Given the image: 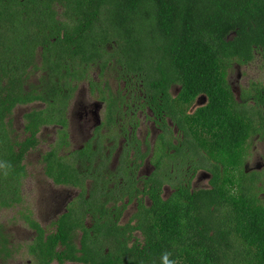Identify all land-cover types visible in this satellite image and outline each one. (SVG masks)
<instances>
[{
  "label": "flooded vegetation",
  "instance_id": "1",
  "mask_svg": "<svg viewBox=\"0 0 264 264\" xmlns=\"http://www.w3.org/2000/svg\"><path fill=\"white\" fill-rule=\"evenodd\" d=\"M23 57L16 77L23 99L0 120V135L10 147L0 142L1 157L19 159L25 171L22 201L0 208V264L138 262L146 246L147 227L141 224L155 203L189 205L190 199L194 223L195 205L204 197L196 193L211 191L225 176L231 192L256 198L264 211V69L256 51L248 62L231 61L220 84L221 113L249 124L247 138L234 143L236 157L226 151L228 165L200 145H211L214 137L210 122L217 115L210 97L184 94L180 74L156 83L155 74L134 72L126 58L119 63L108 56L88 66L80 57L81 66L68 75L53 73V60L43 58L41 46L31 61ZM50 80L60 81L66 107L43 101L51 95ZM37 112L43 115L37 118ZM52 118L63 124L37 123ZM31 170L35 190L28 195L34 204L23 190ZM5 212L13 215L7 220Z\"/></svg>",
  "mask_w": 264,
  "mask_h": 264
},
{
  "label": "trees",
  "instance_id": "2",
  "mask_svg": "<svg viewBox=\"0 0 264 264\" xmlns=\"http://www.w3.org/2000/svg\"><path fill=\"white\" fill-rule=\"evenodd\" d=\"M36 46L42 47L44 59L53 60V73L72 75L80 57L88 66L110 56L119 63L126 58L134 72L155 74L156 83L180 74L184 94L210 97L217 115L210 122L214 137L211 145H200L226 161L227 150L236 157L234 143L247 138L249 124L221 113L220 84L231 61L248 62L254 51L264 69V0H0V120L23 99L17 65L20 55L31 61ZM50 88L51 95L43 99L47 106L66 107L60 81L50 80ZM33 114L40 118L43 112ZM40 122L63 124V119ZM0 142L9 150L2 137ZM10 153L14 158L12 148ZM23 177L19 159L9 162L0 150V208L22 201ZM227 179L196 193L204 197L195 205L194 223L190 199L189 205L155 203L141 224L147 227L146 246L132 264H161L166 251L179 264H264V211L256 198L231 192Z\"/></svg>",
  "mask_w": 264,
  "mask_h": 264
},
{
  "label": "rangeland",
  "instance_id": "3",
  "mask_svg": "<svg viewBox=\"0 0 264 264\" xmlns=\"http://www.w3.org/2000/svg\"><path fill=\"white\" fill-rule=\"evenodd\" d=\"M255 62L254 63H252L249 67H248V71L249 72H251V73H253V72H255L256 71V69H255ZM260 76H261V80H263L264 79V72L261 70L260 71ZM30 171V170H29ZM36 171V170H35ZM35 171L34 170H31V173L30 174H32V177H31V179H30V182H27L26 183V186L24 185V188H23V190H24V193H25V195L27 196V201L29 202V203H32V204H34V201H36L35 200V198H33L32 196V198L28 195V194H30V193H32V192H34V190H35V186H34V180L36 179V177H35ZM30 190V191H29ZM27 202V203H28ZM25 204V203H24ZM4 216H5V219H9V217L11 216V215H13L12 213H8V212H5L4 214H3Z\"/></svg>",
  "mask_w": 264,
  "mask_h": 264
},
{
  "label": "clouds",
  "instance_id": "4",
  "mask_svg": "<svg viewBox=\"0 0 264 264\" xmlns=\"http://www.w3.org/2000/svg\"><path fill=\"white\" fill-rule=\"evenodd\" d=\"M170 252H164L161 257V264H179L178 260L171 258Z\"/></svg>",
  "mask_w": 264,
  "mask_h": 264
}]
</instances>
